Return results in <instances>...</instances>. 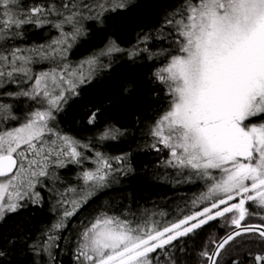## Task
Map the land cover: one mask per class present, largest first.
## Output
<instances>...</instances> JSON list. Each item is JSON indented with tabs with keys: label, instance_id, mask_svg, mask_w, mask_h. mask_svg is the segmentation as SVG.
<instances>
[{
	"label": "snow or ice",
	"instance_id": "1",
	"mask_svg": "<svg viewBox=\"0 0 264 264\" xmlns=\"http://www.w3.org/2000/svg\"><path fill=\"white\" fill-rule=\"evenodd\" d=\"M125 6L124 0L111 8L106 0L92 4L62 0L60 5L36 3L30 7H25L23 0H0V41L21 37L23 28L29 25H49L60 32L47 45L0 48V87L34 80L27 91L7 95H22L41 105L18 127L0 128V219L26 203L42 202L36 189L44 187L40 178L55 179L50 165L64 167L88 159L78 147L89 145L50 127L54 111H59L68 95L75 94L78 85L86 82L83 71L63 64L33 75L29 65L57 57L63 60L70 41L83 34L82 20H99L105 11ZM165 24L175 29L178 54L153 74L167 87L170 102L152 126L151 135L156 140L152 147L163 145L169 150L165 164L189 170L205 181L207 191L192 200L189 214L163 227L151 216L135 223L126 217L98 213L79 234L76 264H158L153 259L157 250L169 264H176L168 252V248H174L173 242L217 218L224 219L230 230L199 252L200 264H221L220 257L228 247L245 235L264 246V0H183ZM65 25L72 31L65 32ZM119 51L122 49L110 42L79 67L87 64L91 71L99 56ZM0 113H7L0 120L16 119L7 104L0 103ZM95 116L92 113L89 117L90 124ZM101 138L116 136L106 130ZM126 159V154L105 157L95 153L96 167L79 174L82 187L57 193L61 215L45 233L47 239L34 246L37 251L54 260L55 233L108 186L113 173L131 171L124 167ZM113 160L121 167L114 168ZM69 194L76 198L68 199ZM249 203L259 211L250 212L246 207ZM252 215H259L262 222L248 224L246 218ZM248 257L250 264H264V249L255 255L248 252ZM232 264L244 261L233 260Z\"/></svg>",
	"mask_w": 264,
	"mask_h": 264
},
{
	"label": "trees",
	"instance_id": "2",
	"mask_svg": "<svg viewBox=\"0 0 264 264\" xmlns=\"http://www.w3.org/2000/svg\"><path fill=\"white\" fill-rule=\"evenodd\" d=\"M124 1L125 7L105 11L99 20H82L83 34L72 43L66 59L43 60V66L39 67L35 62L29 67L36 74L38 71H49L64 62L68 64L81 57L97 55L110 42L122 49L101 58L99 56L103 65L95 71L93 67L91 71L94 75L78 85L75 94L68 95L60 110L53 113L55 119L50 122V127L89 145L82 149V153L85 157L91 155L93 163L96 152L105 157L126 154L124 167H130L131 171L113 173L108 186L98 191L76 215L66 221L65 228L55 233L58 239L52 248L54 260H50L47 253L37 251L34 246L47 239L45 233L61 215L57 193L69 187L79 190L83 185L79 174L86 168L81 165L83 161L81 164L66 163L65 167L56 171L57 189L40 188V204L26 203L17 212L8 213L0 219V264H76L74 257L79 234L98 213L126 217L135 223L151 216L166 225L189 214L192 200L205 193L206 183L203 180L195 178L188 170L180 172L165 164L169 159L168 149L160 144H157L159 151L152 147L156 143L151 135L152 126L170 102L167 87L153 74L171 54L178 52L175 29L167 26L165 20L183 0ZM23 2L25 7H30L36 3L46 5L54 2L60 5L62 0ZM83 2L92 4L96 0ZM110 2L106 1L108 6L118 0ZM22 31L23 35L15 40L0 41V48H31L47 45L59 37V31L49 25L42 28L29 25ZM144 48L148 51H141ZM134 52L135 55H130ZM33 82L7 83L0 87V103L9 105L11 115L16 117L15 120H0V128L24 122L28 114L36 110V101L22 95H7L27 91ZM92 113L96 116L90 124L88 120ZM5 114L0 113V116ZM106 130H110L116 138L102 139ZM89 162L85 163L89 165ZM111 162L114 168L121 167L115 160ZM67 198L76 197L69 194ZM161 213L164 215L161 216ZM246 221L250 222L249 217ZM222 228H230L224 219L210 221L195 233L174 241V248H168V252L176 264H200L199 252L212 240L218 239V236L212 237V233L217 231L218 234L224 230ZM262 249L264 246L256 242L255 237L245 235L228 247L220 261L221 264H232L233 260H243L244 264H250L248 252L255 255ZM153 259L158 264H169L161 250L153 254Z\"/></svg>",
	"mask_w": 264,
	"mask_h": 264
},
{
	"label": "rangeland",
	"instance_id": "3",
	"mask_svg": "<svg viewBox=\"0 0 264 264\" xmlns=\"http://www.w3.org/2000/svg\"><path fill=\"white\" fill-rule=\"evenodd\" d=\"M106 1H108L109 3H111L110 1H115V0H106ZM124 3H125V1H124ZM109 8H111V5H109ZM64 31L65 32H71L72 31V27L70 26V25H65L64 26ZM60 35V32H59V34L57 35V36H59ZM71 42V45H72V43L74 42V41H70ZM70 49V48H69ZM68 49V50H69ZM67 50V52H66V56H65V58L64 59H66L68 56H69V52L70 51H68ZM176 54H178V52L176 53ZM176 54H171L170 56H169V59H170V57L172 56V55H176ZM98 55V54H97ZM92 56H94V55H92ZM92 56H89V57H81L79 60H77L76 62H69L68 63V65H70L71 66V68H73V69H77V71L78 72H80V71H83V73H84V75H85V77H86V80H88L87 79V77L89 76V74H90V76L92 77L93 75H94V73L92 72V71H90L89 70V66L87 65V64H84L83 65V68H80L79 66L81 65V62H83V61H86L88 58H90V57H92ZM100 58H101V56H100ZM100 58H99V62H98V64L97 65H95L94 66V71L97 69V68H100L102 65H103V60H100ZM57 59L58 60H60V58L59 57H57ZM63 59V60H64ZM168 59V60H169ZM168 60L162 65V67L165 65V64H167L168 63ZM37 64H39V67H41V66H43V64H44V61H38L37 62ZM63 64H66L65 62L63 63ZM30 66V65H29ZM60 67V66H59ZM161 67V68H162ZM58 68V67H57ZM41 72H47V71H38V73H41ZM37 73V74H38ZM33 75H35L36 73H35V71L32 73ZM34 81V80H33ZM33 84H34V82H33ZM80 85V84H79ZM53 87V85L51 84V82L49 81V88L51 89ZM55 94H58V91H57V93H55ZM38 107H41V105L40 104H38L37 105V108ZM36 108V109H37ZM168 109V108H167ZM166 109V110H167ZM165 110V111H166ZM164 111V112H165ZM33 112V111H32ZM55 112V111H54ZM31 113V112H30ZM25 121V120H24ZM21 123H23V122H21ZM21 123H19V124H17V125H14V126H12V127H9V128H14V127H18ZM56 131H58V130H56ZM59 132V131H58ZM60 133V132H59ZM61 134V133H60ZM61 135H63V134H61ZM63 136H66V135H63ZM68 137H70V136H68ZM72 138V137H71ZM77 141V140H76ZM79 142H82V141H80V140H78ZM81 144H84V142H82ZM82 149L83 148H79L78 147V151H81L82 152ZM169 151V150H168ZM84 154V153H83ZM85 156V155H84ZM89 157H88V159H85V160H83V164H81V165H85V167L86 168H83V169H93L94 167H95V164L92 162V159L90 158L91 157V155H88ZM53 158H55V157H53ZM67 157H61V159H66ZM68 159V158H67ZM88 160H90V162H89V165L87 164V163H85L86 161H88ZM66 165V164H65ZM65 167V166H64ZM60 168H63V167H58V166H56L55 164H53V165H50V173L51 174H53L54 175V177H55V179H52V178H40L41 179V181H42V184H44L45 186H44V188H47L48 187V189H57L56 187H57V185H58V177H57V170L58 169H60ZM180 171V170H179ZM183 171H185V170H183ZM183 171H180V172H183ZM189 171V170H188ZM190 172V171H189ZM195 178H196V176H194ZM199 179V178H198ZM46 180V181H45ZM200 180H202V179H200ZM204 181V180H203ZM62 182H66L65 180H63ZM205 182V181H204ZM67 183V186H70V184H68V182H66ZM83 183V181H81V184ZM207 185H206V189H205V192L207 191ZM40 188H42V187H40V186H38L37 187V191H40L41 192V190H40ZM66 189V188H65ZM62 192H64V191H62ZM248 209L250 210V212H252V213H256V212H258L259 211V209H257L256 207H254V206H252L251 204H249L248 206ZM229 219H230V217H229ZM249 221L250 222H247L248 224H255V225H259L262 221H261V219H260V217H259V215H252V216H250L249 217ZM164 223L165 222H161L160 221V227H163V225H164ZM170 224V223H169ZM166 225H168V224H166ZM165 226V225H164ZM222 229H224V230H222V231H219V233L217 234V231L216 232H214V233H212L213 235H212V237H215L216 238V236H218V239L219 238H221V237H223L225 234H226V231H229L230 230V228L229 229H227L226 230V228H222Z\"/></svg>",
	"mask_w": 264,
	"mask_h": 264
}]
</instances>
